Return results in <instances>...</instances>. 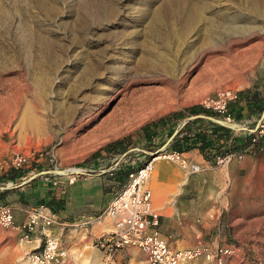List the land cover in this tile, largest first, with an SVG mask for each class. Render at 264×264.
<instances>
[{"label": "rangeland", "instance_id": "rangeland-1", "mask_svg": "<svg viewBox=\"0 0 264 264\" xmlns=\"http://www.w3.org/2000/svg\"><path fill=\"white\" fill-rule=\"evenodd\" d=\"M228 88L241 124L264 120V0H0V206L15 217L0 225V264H28L44 235L18 224L61 212L70 186L95 176L105 205L91 222L46 231L67 248L66 264H147L137 246L107 261L95 244L114 225L102 215L106 191L148 151L177 145L201 171L159 159L147 184L169 243L205 249L181 264H217L206 253L220 246L232 249L226 264L263 262L264 142L220 164L241 130L227 145L183 137L211 112L203 98Z\"/></svg>", "mask_w": 264, "mask_h": 264}, {"label": "built area", "instance_id": "built-area-1", "mask_svg": "<svg viewBox=\"0 0 264 264\" xmlns=\"http://www.w3.org/2000/svg\"><path fill=\"white\" fill-rule=\"evenodd\" d=\"M234 90L222 89L203 98L202 104L211 109L210 113H201L199 116L210 119L214 124L229 128L232 133L241 130L240 146L232 144L235 149L216 155V162L225 164L233 157L242 158L247 153L255 151L257 146L264 142V120L250 124L248 119L242 124L236 119L234 102L238 98ZM230 136L226 145L230 144ZM151 156L139 166L129 172L127 179L115 191L102 215L114 219L110 230L97 236L95 244L103 251L107 261L114 260L118 252L127 246H137L147 254V264H181L187 260L205 253V249L198 245L193 248L173 246L159 230L160 213L153 207V189L147 184L148 178L156 167L159 159H168L176 162L187 173L201 171V162L188 158L183 150L172 147H161L148 151ZM25 156L17 154L14 161L20 163ZM42 210V209H41ZM100 215V216H102ZM90 218L79 219L76 223L87 226ZM64 222H58L53 213L32 212L18 226L24 230L26 236L29 231L40 226L43 236V245L29 251L28 264H66L68 250L60 237L46 231V228ZM0 225L10 227L15 225V217L10 205L0 206ZM232 253L229 246H220L216 254L207 252V257L215 258L217 264H226V256ZM264 264V261L260 262Z\"/></svg>", "mask_w": 264, "mask_h": 264}, {"label": "crops", "instance_id": "crops-1", "mask_svg": "<svg viewBox=\"0 0 264 264\" xmlns=\"http://www.w3.org/2000/svg\"><path fill=\"white\" fill-rule=\"evenodd\" d=\"M98 177L80 178L70 186L65 208L54 214L58 222H77L79 219L92 217L93 210L104 207L105 204L102 198L105 192L103 186L105 178ZM106 194L110 195L108 198L109 203L113 194L109 191H106ZM157 194H160V191ZM71 218H73L72 221H69Z\"/></svg>", "mask_w": 264, "mask_h": 264}, {"label": "trees", "instance_id": "trees-1", "mask_svg": "<svg viewBox=\"0 0 264 264\" xmlns=\"http://www.w3.org/2000/svg\"><path fill=\"white\" fill-rule=\"evenodd\" d=\"M198 119L201 120V123L197 127H195V130L193 132L186 133V135L183 136L186 142H190V144L194 146L196 145V143H199V141H201L200 145L207 146V144H211L213 140L218 144L221 143V140H223L226 144L227 139L229 138V136H231L232 133L229 128H226L220 124H214L210 119L204 118L202 116H200ZM177 144H179V142ZM218 144L215 143L213 145L218 146ZM188 145L189 144L187 143V147H189ZM239 146L240 143L238 141L236 142V147ZM175 148L179 150H181L180 148H182L183 150H185V148L181 147V145H177V147ZM12 177L14 178V176ZM7 191L8 189L0 188V197L3 196ZM53 201L54 198L50 199L47 203L49 205H54Z\"/></svg>", "mask_w": 264, "mask_h": 264}, {"label": "bare ground", "instance_id": "bare-ground-1", "mask_svg": "<svg viewBox=\"0 0 264 264\" xmlns=\"http://www.w3.org/2000/svg\"><path fill=\"white\" fill-rule=\"evenodd\" d=\"M193 13L192 11L190 12V14Z\"/></svg>", "mask_w": 264, "mask_h": 264}]
</instances>
